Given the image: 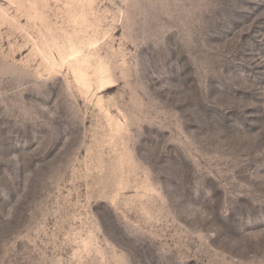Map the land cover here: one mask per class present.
Here are the masks:
<instances>
[{
    "label": "rangeland",
    "instance_id": "obj_1",
    "mask_svg": "<svg viewBox=\"0 0 264 264\" xmlns=\"http://www.w3.org/2000/svg\"><path fill=\"white\" fill-rule=\"evenodd\" d=\"M0 264H264V0H0Z\"/></svg>",
    "mask_w": 264,
    "mask_h": 264
}]
</instances>
